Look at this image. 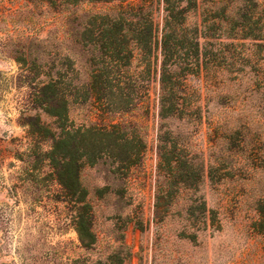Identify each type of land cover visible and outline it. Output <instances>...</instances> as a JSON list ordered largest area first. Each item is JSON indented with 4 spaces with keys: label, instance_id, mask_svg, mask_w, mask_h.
<instances>
[{
    "label": "rangeland",
    "instance_id": "374dc122",
    "mask_svg": "<svg viewBox=\"0 0 264 264\" xmlns=\"http://www.w3.org/2000/svg\"><path fill=\"white\" fill-rule=\"evenodd\" d=\"M210 1L183 27L172 67L189 74L161 125L159 49L129 59L119 33L96 34L132 0L68 20L0 0V264H264V0ZM153 17L161 29L162 0ZM48 81L65 114L41 110Z\"/></svg>",
    "mask_w": 264,
    "mask_h": 264
},
{
    "label": "trees",
    "instance_id": "16d2710c",
    "mask_svg": "<svg viewBox=\"0 0 264 264\" xmlns=\"http://www.w3.org/2000/svg\"><path fill=\"white\" fill-rule=\"evenodd\" d=\"M36 1L46 2L47 6L54 9L56 15H61V17L68 20V6L74 5L76 3L81 4L84 0ZM223 1L224 0H213L210 1L209 4H221ZM86 2L109 3L112 2V0H86ZM162 3L163 17L161 29L153 17V0H139L137 3H134V0H132L130 4L123 8L124 11L121 13L118 20H109L107 16H105V18H101V21H106V23H103L101 28H98L96 33L97 35L104 37V39H109L108 37H110L113 32L119 33L120 37L124 39L123 42L126 44V46L119 48L120 50L124 49L127 52L129 59L133 57L135 52H139L140 55L145 58L149 57L152 53H154V51L157 52L159 49L161 62L158 71L159 77L157 79L158 90L156 101L158 107L157 116L161 122V125L162 122L166 121V119L175 117L176 112H178L176 103H174L172 99L175 97V93L179 89V86H177L178 80H186V76L189 73H187V70L186 72H183L184 75L182 74L178 76L176 72L173 71L172 60L175 56V52H177V50L182 47L180 44L182 40H184V36H186L183 29L186 20L192 14L193 16H196L199 0H162ZM92 19H95L96 21L97 16L92 17ZM129 30H133L135 34L132 36L127 45L125 37ZM92 32L94 31L92 30ZM64 33L65 37L68 36V29ZM193 45L196 49L198 46L197 41H194ZM101 48L103 49L105 47L101 46ZM142 74H144V72H141V75ZM89 78L90 81L87 85L89 94L92 96L100 94L99 89L97 88L99 76L95 75L94 72H91ZM53 88L54 84L52 81H48L39 90L38 99L41 103V110L48 116H58L59 114L63 113L65 114L67 112V101H64L60 108H57L55 111H53L54 107H52L51 104L53 100ZM101 91H103V89ZM123 97L126 96L124 95ZM87 206L90 205L88 204ZM77 234L80 243L87 251L92 250V247L97 244V235L94 231V227H92V223H90L89 227L77 229ZM120 245V248H122L121 250L125 249L121 239ZM120 248H118V251H120ZM114 253H116L115 255H119V252L117 251ZM113 261L116 262V264H122L124 259H119V256H116L113 258Z\"/></svg>",
    "mask_w": 264,
    "mask_h": 264
}]
</instances>
